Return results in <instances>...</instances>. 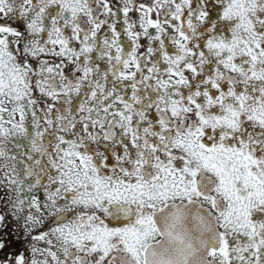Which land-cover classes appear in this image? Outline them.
<instances>
[{"label": "snow or ice", "instance_id": "6c2138e0", "mask_svg": "<svg viewBox=\"0 0 264 264\" xmlns=\"http://www.w3.org/2000/svg\"><path fill=\"white\" fill-rule=\"evenodd\" d=\"M0 264H264V0H0Z\"/></svg>", "mask_w": 264, "mask_h": 264}, {"label": "flooded vegetation", "instance_id": "af4514ba", "mask_svg": "<svg viewBox=\"0 0 264 264\" xmlns=\"http://www.w3.org/2000/svg\"><path fill=\"white\" fill-rule=\"evenodd\" d=\"M13 245L16 248H19L20 250H23V244H22V242L13 240Z\"/></svg>", "mask_w": 264, "mask_h": 264}]
</instances>
